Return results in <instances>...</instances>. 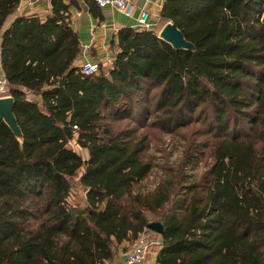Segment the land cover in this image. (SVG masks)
Here are the masks:
<instances>
[{
    "label": "trees",
    "instance_id": "obj_1",
    "mask_svg": "<svg viewBox=\"0 0 264 264\" xmlns=\"http://www.w3.org/2000/svg\"><path fill=\"white\" fill-rule=\"evenodd\" d=\"M20 2L0 0L1 67L24 136L0 116V264H115L153 221L158 264H264V0H165L161 22L195 49L122 27L112 67L92 75L77 65L76 0L3 31ZM163 135L185 142L179 159L135 190Z\"/></svg>",
    "mask_w": 264,
    "mask_h": 264
},
{
    "label": "crops",
    "instance_id": "obj_2",
    "mask_svg": "<svg viewBox=\"0 0 264 264\" xmlns=\"http://www.w3.org/2000/svg\"><path fill=\"white\" fill-rule=\"evenodd\" d=\"M70 2L71 0H67ZM165 0H131L135 6L132 16H126L115 8L110 6L99 7L96 14L91 11L90 5L85 0H76L78 6L70 7V19L73 29L79 34L82 47L80 59L77 65L84 62H102L103 65L112 67L115 47L113 39L122 27H134L137 24L141 10L150 12V29L160 34V31L166 23H162L160 19V11ZM51 12V0H21L17 11L11 15L6 22L5 31L10 24L20 16H38L42 21H45ZM2 34L0 36V52H1ZM0 71L3 75L0 58ZM153 232H151L152 234ZM151 237L150 232H145L143 237L150 240L161 242V237L155 234ZM158 242V243H159ZM153 244L146 260L142 264H158L157 256L161 248L160 244ZM125 253L121 252L118 256V261L115 264L125 260Z\"/></svg>",
    "mask_w": 264,
    "mask_h": 264
},
{
    "label": "rangeland",
    "instance_id": "obj_3",
    "mask_svg": "<svg viewBox=\"0 0 264 264\" xmlns=\"http://www.w3.org/2000/svg\"><path fill=\"white\" fill-rule=\"evenodd\" d=\"M0 75L1 71H0ZM7 94L9 95V88L7 91ZM32 99L34 98L32 95H29ZM36 99V97H35ZM163 141L158 142L157 144L151 143V150L149 152V155H151L153 162L157 165L154 172L151 173L149 177H147L145 180H143L141 183L135 185V190H142V191H149L152 190L157 183L160 181V178L162 176V173L158 170L159 166L164 165L166 163H175L183 150V147L185 145V142L181 140H177L178 137H174L172 135H163ZM68 146L72 149H74L78 154H80L84 159H88L89 152L87 149L81 148L75 139L71 140L68 144ZM157 146L165 148L166 152L161 153L157 151ZM199 162H195L190 166L191 172H201L204 169V161L202 159L198 160ZM80 174H82V170L80 171ZM75 188L72 191V196L70 200L77 204L79 202L85 201V193L82 190V188L78 185V181H75ZM151 217V216H150ZM152 231H150V236L154 237L155 232L151 234ZM157 236V235H156Z\"/></svg>",
    "mask_w": 264,
    "mask_h": 264
},
{
    "label": "built area",
    "instance_id": "obj_4",
    "mask_svg": "<svg viewBox=\"0 0 264 264\" xmlns=\"http://www.w3.org/2000/svg\"><path fill=\"white\" fill-rule=\"evenodd\" d=\"M95 2L101 8L110 6L126 16H132L135 9L131 0H95ZM149 18L150 12L148 10H141L137 18V24L134 27L150 29ZM82 71L86 75L98 74L100 65L98 62H84L82 64ZM7 91L8 85L6 79L4 75H0V97L7 96ZM143 235L125 253V260L118 264H142L146 260L152 245L157 244L159 241L155 239L150 240L145 236L143 237ZM158 244H161V242Z\"/></svg>",
    "mask_w": 264,
    "mask_h": 264
},
{
    "label": "water",
    "instance_id": "obj_5",
    "mask_svg": "<svg viewBox=\"0 0 264 264\" xmlns=\"http://www.w3.org/2000/svg\"><path fill=\"white\" fill-rule=\"evenodd\" d=\"M159 37L169 42L176 49H195L192 42L188 41L183 32L173 22H167L160 31ZM15 100L11 95L0 97V116L4 119L7 125L11 128L16 138L22 140L24 138L22 129L15 115ZM147 228L159 234L164 233L163 224L159 221L148 223Z\"/></svg>",
    "mask_w": 264,
    "mask_h": 264
}]
</instances>
